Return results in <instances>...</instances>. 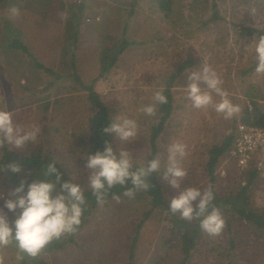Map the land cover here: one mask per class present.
Segmentation results:
<instances>
[{
    "label": "rangeland",
    "instance_id": "rangeland-1",
    "mask_svg": "<svg viewBox=\"0 0 264 264\" xmlns=\"http://www.w3.org/2000/svg\"><path fill=\"white\" fill-rule=\"evenodd\" d=\"M194 1L176 0L169 17L151 0H137L134 6L132 0L0 3V109L12 111L15 123L22 129L33 125L40 129L36 141L20 149L0 145V158L5 146L18 156L42 152L59 163L82 188H90L91 170L86 158L90 154L88 138L94 113L88 92L75 81L77 74L84 85H93L111 118L120 114L137 121L134 138L120 141L113 132V148L128 149L134 165H145L152 156H159L165 165L168 146L180 141L188 146L181 160L187 172L182 188H211L223 196L244 186L247 180L240 177L236 167L229 166L226 175H221L218 168L212 185L204 166L211 148L230 136L239 123H245L247 109L264 110V73L255 71L257 60L252 46L258 32H264V0ZM12 7L19 9L18 15L11 14ZM253 8L256 12L250 15ZM248 29L255 32L250 35ZM75 34L77 41L73 39ZM123 37L131 45L116 65L100 76L104 50L118 46ZM17 42L27 50L15 47ZM184 63L189 65L178 73ZM204 65L215 70L228 98L239 106L233 117L225 118L212 105H192L186 87L191 83L189 76L200 72ZM171 80L173 111L153 151L152 129L162 116L154 93L164 91ZM200 84L207 89L202 80ZM213 95L218 101L219 97ZM148 103H156L151 116L140 111ZM157 178L169 202L177 190L163 178V167ZM249 191L250 208L264 212V181L255 178ZM14 197L13 184L0 171V210L12 222L20 210H8L5 201ZM126 204L103 202L74 244L66 250L44 254L43 259L49 264H128V234H134L147 208L128 213L119 208ZM166 213L155 210L146 220L135 247L134 264H155L150 263L154 255L166 250L169 255L163 264H170L172 259L173 264L179 262L181 255L175 256L181 251L180 240L172 232ZM225 221L221 234L196 244L186 264H264V227L256 228L235 214ZM17 252L14 245L0 247L4 264H17Z\"/></svg>",
    "mask_w": 264,
    "mask_h": 264
},
{
    "label": "clouds",
    "instance_id": "clouds-1",
    "mask_svg": "<svg viewBox=\"0 0 264 264\" xmlns=\"http://www.w3.org/2000/svg\"><path fill=\"white\" fill-rule=\"evenodd\" d=\"M255 12L256 9L253 8L249 14L254 15ZM11 14L18 15L19 9L12 7ZM252 46L257 60L255 71L264 73V33L252 41ZM189 79L191 83L186 87L194 107L212 105L225 118H231L239 112V106L228 98L227 91L221 87L220 77L209 66L204 65L200 72H192ZM201 80L207 85V89L201 87ZM213 93L219 97L218 101L214 100ZM167 99L163 91L154 93V100L160 104L166 103ZM140 111L151 116L156 111V103L144 104ZM105 131L114 132L120 141H127L137 136L138 124L134 118H125L118 114L112 118ZM39 132V127L35 125L27 129L20 128L13 119L12 111L0 109V145L10 144L20 149L29 142H35ZM187 147L180 141L171 143L168 146L167 162L163 166L159 156L148 160L145 165L134 166L128 149H114L111 143H106L102 150L91 153L86 158V166L91 170L89 184L97 203L102 205L107 189L115 185H126L130 182L133 187L125 191L128 196L133 195L134 190L147 189L148 176L161 172L163 167V178L177 190V194L169 201L170 211L179 213L186 220L199 217L200 227L206 233L211 236L221 234L226 221L220 209L212 206L214 192L211 188L201 191L194 186L181 187V182L187 175L185 168L181 166ZM5 166L13 172L20 170V165L14 161ZM43 174L54 178L33 180L27 184L26 191L25 183L21 182L13 190L15 199L5 201L8 210H20L14 222H10L7 215L0 210V247L14 242L18 249L17 264L23 260L24 253L37 256L53 239L76 232L83 222L87 197L81 184L73 180H63L55 161L46 166ZM57 184L59 190L53 195ZM194 201L198 203L194 204ZM0 264H4L2 257Z\"/></svg>",
    "mask_w": 264,
    "mask_h": 264
},
{
    "label": "trees",
    "instance_id": "trees-1",
    "mask_svg": "<svg viewBox=\"0 0 264 264\" xmlns=\"http://www.w3.org/2000/svg\"><path fill=\"white\" fill-rule=\"evenodd\" d=\"M7 1V0H0V3ZM157 9L165 14L167 17L172 15L173 6L176 0H151ZM193 2H195L193 0ZM137 0H132L131 5H135ZM190 3V2H189ZM83 10V6H79V11ZM76 18V16L74 17ZM77 19V18H76ZM248 32L253 34L255 31L253 29H248ZM264 33L263 31H259L258 35ZM73 39L77 41V35H73ZM131 45V42L126 38L123 37L122 41L119 42L118 46L111 47L110 49H105L103 55L100 59L101 62V74L108 73L117 63L119 57L124 53V51ZM15 47H19L24 51L27 50L23 44L17 42ZM74 64V61L72 62ZM189 65L188 63H184L178 69V73L183 72L186 66ZM41 68L44 66L40 65ZM74 67V65H73ZM46 69V68H45ZM47 72H51V70L46 69ZM77 71V70H76ZM75 75V81L80 85V87L88 92V100L91 104V108L93 110V116L90 119V136L88 138V144L90 147V154L95 153L98 150H102L106 143H111L113 145V132H106L105 128L111 122L112 118L109 116L108 109L104 102L102 101L101 97L97 92H95L93 85H84L77 74ZM173 80H171L167 84V88L163 91L164 94L167 96V102L160 104L161 110V120L158 126H154L152 129L151 134V143L153 146V151L155 150V141L159 137L162 128L168 118L171 116L173 111V100L171 96V88L173 87ZM249 95V93H248ZM256 105V104H255ZM47 108H49V104H47ZM246 124H254L256 126H264V110L255 108L254 110L246 111V117L243 118ZM243 121V122H244ZM233 144V134H230L222 143L214 145L211 150L209 151V158L204 166L205 168V175L210 177V182L213 185L215 181V171L217 172V168L221 163V159L225 156L229 150L231 149ZM83 146V142L81 143ZM154 158L152 156L150 159ZM14 161L20 165V170L18 172L11 171L10 168L6 167L5 165L10 162ZM55 161L51 157L47 155H43L42 152L34 153L30 156H18L13 151L9 150L6 146L4 147L3 156L0 158V171L2 174L4 173L6 179L13 184V190L21 183H25V191L27 190V184L32 182L33 180H43V179H53L54 177H48L43 174L44 169L46 166ZM56 162V161H55ZM56 166L59 172L62 174L63 180H72L65 172V170L60 166L59 163L56 162ZM137 166V165H134ZM241 177V176H240ZM244 179L247 180V183L242 186L236 188V192L229 191L227 192L228 195L221 196L218 194L214 189H211L214 192V199L212 201V206L217 207L220 209L223 217L227 219L232 218L233 214L238 215L239 218L246 219L249 224H252L256 228L264 227V212H256L255 209H251L248 205V200L250 198V185L254 181L256 174L254 172H250L249 174L242 175ZM241 177V178H242ZM147 182L149 187L147 189H138L134 190L133 195L128 196L125 195V191L128 188H132L133 186L129 182L126 185H115L112 188L107 189V194L104 198V201H125L127 204L122 206L121 210H127L128 213L131 211H140L144 210L142 214V219L138 221L139 223L136 224V230L133 235H129L127 237V242H130V250H129V261L128 264H134L135 258V247L138 242L139 236L144 228L146 220L149 219L151 214L155 210L166 211L167 216L166 220L172 225L171 230L176 234L179 238L180 252H177L176 257L179 258V262L177 264H186L188 260L191 258L193 250L196 244H199L203 239L208 238L212 241L211 235L206 233L201 227L199 220L200 218H194L192 220H186L180 217L178 213H172L169 209V202L164 193V189L162 185L159 183L157 178V173H151L148 178ZM85 192L87 197V202L85 205V211L83 216V222L79 226L78 230L74 233L65 234L64 236L53 239L45 248L41 250V252L37 256H30L26 253L23 254L24 258L19 264H49L48 261L43 259L44 254H50L54 252H58L60 250L68 249L70 244H74L76 238L79 237L81 232L86 228L90 221L94 217V213L98 210L101 204L97 203L96 197L91 189L82 188ZM59 190V184H57V189L54 190L53 195L55 192ZM15 199V197H14ZM129 204V205H128ZM131 205L133 208H131ZM129 210H128V208ZM132 209V210H131ZM230 214V215H228ZM230 216V217H229ZM12 222V221H10ZM14 227V223L12 225ZM168 240H165L164 243H167ZM178 243L175 244L174 248L177 249ZM15 246V243H10L9 246ZM180 253V254H179ZM158 254V253H157ZM155 254L154 257L151 259L150 263L155 264H163L164 260L166 259L167 255H169L168 250L164 252L162 255ZM161 260V261H160ZM174 259L170 261V264H173ZM160 261V263H159Z\"/></svg>",
    "mask_w": 264,
    "mask_h": 264
},
{
    "label": "built area",
    "instance_id": "built-area-1",
    "mask_svg": "<svg viewBox=\"0 0 264 264\" xmlns=\"http://www.w3.org/2000/svg\"><path fill=\"white\" fill-rule=\"evenodd\" d=\"M232 134V147L219 165L221 175H226L234 164L240 176L254 172L255 178L264 181V126L239 123Z\"/></svg>",
    "mask_w": 264,
    "mask_h": 264
},
{
    "label": "crops",
    "instance_id": "crops-1",
    "mask_svg": "<svg viewBox=\"0 0 264 264\" xmlns=\"http://www.w3.org/2000/svg\"><path fill=\"white\" fill-rule=\"evenodd\" d=\"M231 166H234V167H235V165H234V164H232ZM231 166H230V167H231ZM217 169H218V168H217ZM216 173H217V172H216Z\"/></svg>",
    "mask_w": 264,
    "mask_h": 264
}]
</instances>
